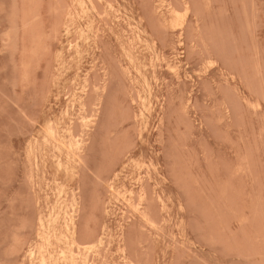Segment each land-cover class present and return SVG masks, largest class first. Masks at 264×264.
Wrapping results in <instances>:
<instances>
[{
    "label": "rangeland",
    "instance_id": "1",
    "mask_svg": "<svg viewBox=\"0 0 264 264\" xmlns=\"http://www.w3.org/2000/svg\"><path fill=\"white\" fill-rule=\"evenodd\" d=\"M0 264H264V0H0Z\"/></svg>",
    "mask_w": 264,
    "mask_h": 264
},
{
    "label": "bare ground",
    "instance_id": "2",
    "mask_svg": "<svg viewBox=\"0 0 264 264\" xmlns=\"http://www.w3.org/2000/svg\"><path fill=\"white\" fill-rule=\"evenodd\" d=\"M164 4H165V3H164ZM164 4H163V5H164ZM164 6H165V5H164ZM175 13H176V12H175ZM187 13H188V11H187ZM176 14H177V13H176ZM175 16H176V15H175ZM176 17H177V16H176ZM179 17H180V15H179ZM177 18H178V17H177ZM183 21H184V20H183ZM175 22H176V21H175ZM173 24H174V23H173ZM173 24H172V25H173ZM178 24H179V23H178ZM176 25H177V24H176ZM55 220H56V219H55ZM56 262H57V261H56ZM52 263H53V262H52ZM54 263H55V262H54Z\"/></svg>",
    "mask_w": 264,
    "mask_h": 264
}]
</instances>
